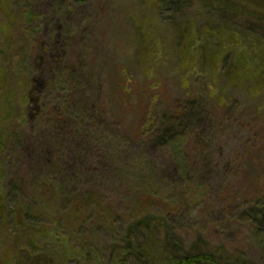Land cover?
I'll use <instances>...</instances> for the list:
<instances>
[{"label": "trees", "instance_id": "trees-1", "mask_svg": "<svg viewBox=\"0 0 264 264\" xmlns=\"http://www.w3.org/2000/svg\"><path fill=\"white\" fill-rule=\"evenodd\" d=\"M167 1L169 0H165ZM29 2L26 6L32 11L29 10L26 15H18L9 10V7L12 4L14 8L16 4L19 10L24 9L22 0H0L4 19L0 24L9 38V43L15 44L20 36L28 40L33 33L41 34L49 44L44 51L51 62L54 53L58 54L61 49L64 50L63 46L68 49L66 56H69L75 40L79 39L76 30L81 29L79 26L83 23L90 25L88 15L93 6L92 1ZM152 3L147 5L153 10L155 6ZM171 3L176 4L175 0H171ZM206 3L211 11L220 15H236L234 17L238 18L239 15L248 14L252 20L264 26V0H209ZM234 9L246 12H240L238 15ZM82 12L87 16L83 15L78 19ZM33 20L36 22L35 26L28 32ZM189 25L186 23L185 27L179 30L175 49L176 55H180L179 60L182 61L177 62L180 69L177 79H172V82L176 81L175 90L179 95L167 93L171 96L172 105L165 110L157 108L156 102L165 84L152 79L153 76L149 74L155 63L162 62L161 59L165 55L155 44L157 37L149 31L144 32L143 29L137 32L151 35L149 47L140 62V66L145 70L143 86L136 98V106L141 108L136 143L126 140L115 131L118 129L105 127L96 107L101 83L97 79L96 71L89 67L91 72L82 79L81 74L73 70L75 66L71 60L66 62L65 67L64 63L59 61L60 68L52 71L61 74L59 80L53 83L46 80L50 74L48 72L41 84H38V81L35 83L38 84L37 87L42 86L38 93H26L27 106L31 102L36 106L35 110L44 112L50 109L54 114L51 126L43 121L40 125L41 122L33 117L29 122V133L26 135L30 141L25 138L21 143L22 151L26 153L24 160L28 163V171L36 175L40 186L45 184L46 189L47 185L53 187L50 189L51 193L44 192L46 199L51 201L45 208L54 212L56 206L63 208L62 205L68 204L64 209L74 222V230L78 231L79 224L90 226L91 232L87 234L90 238L85 240L87 242L97 241L99 238L96 230H92L93 226L95 229L97 226L109 230L106 234L113 238L109 242H102L101 248L90 243L86 250L80 251L76 250V247L69 249L57 240L53 247L49 246L46 242L50 236L48 229L34 227L27 222L32 212L39 213V201L32 199L8 211L4 176L0 171V220H7L6 226L12 225V230L17 227L25 247V254L21 255L37 258L30 264H68L70 254L74 255L69 260H73V264H253L249 260H243L241 253L231 252L227 245L231 238L227 233L231 228H237V220L247 224L245 230L260 246L264 264V192L253 197L245 207L229 205L223 197L220 202L209 183L218 181L216 177H212L215 163L210 154H215L216 147L207 152L199 150L194 154L184 141L183 146L190 152L174 153L173 144L177 135L181 137L179 132L185 135L182 140H194L197 144L207 141L208 145L213 142L215 132L212 131V126H224L232 121L230 115L233 104L229 103L226 88L217 84L220 75L218 70L224 55L231 54L226 71L228 84L241 87L243 78L248 79L253 83L249 86L250 89L257 92L255 85L264 86V50H261V53L256 52L258 56L261 55L258 64L251 63L252 60L249 61L243 54H239L238 48L235 47L238 43L233 39L226 51L198 55L199 32L188 28ZM55 32L61 33L59 41H64L66 45L54 46L55 35L52 34ZM246 35L254 38L256 33L249 32ZM89 37H84L83 46ZM199 58H202L204 63L201 68L208 66L209 71H206L211 73L210 80L200 87L206 89L204 94L195 89L197 80L201 81L205 77L201 75ZM69 74H74L75 78ZM118 78L119 90L115 92V97L129 95L132 92V81L125 68L119 69ZM50 92L53 97L49 98ZM41 94V98H37ZM201 99H204V105ZM211 101L219 111L225 112L220 117L221 120L219 117L218 120L215 118L213 125L212 114H209L208 110V102ZM90 106H95L97 113ZM141 143L149 145V152L134 153L133 150L140 147ZM1 152L0 147V154ZM95 156L98 160H94ZM89 160L91 162H88ZM92 161L100 165V172L88 171L92 177L88 186L100 180L103 187H93L91 191L83 193L80 191L82 176L71 170L81 171V168H88ZM1 165L0 163V167ZM169 176L184 179V182L172 183L169 186ZM35 191L41 193L37 185ZM109 197H114V200ZM56 198H60L58 205L52 203ZM199 212L202 216L198 215ZM196 215L198 220H194ZM114 224L117 227H114ZM183 226H196L194 240L190 244L178 238ZM0 232L4 233L2 230ZM39 243L43 245L40 246ZM44 251L46 255L43 254Z\"/></svg>", "mask_w": 264, "mask_h": 264}, {"label": "rangeland", "instance_id": "rangeland-1", "mask_svg": "<svg viewBox=\"0 0 264 264\" xmlns=\"http://www.w3.org/2000/svg\"><path fill=\"white\" fill-rule=\"evenodd\" d=\"M29 1L33 0H22L24 9L19 10V6L16 4L13 8L11 4L9 10L18 15H26L30 10L26 6L27 2L30 3ZM91 1L93 6L89 9L88 15L90 25L83 23L79 26L81 29L76 30L79 39L75 40L73 48L69 51V56H66L68 49L63 46L66 45L65 42L59 41L61 33L52 34L55 35L54 46H63L64 48V50H59L60 53H54L53 62L45 54V47L49 44L44 35H35L32 32L33 36L28 40H24L20 36L15 44H10L9 38L0 24V147L2 150L0 171L4 176L3 184L7 192L8 211L10 208H12L10 210H14L18 205L28 203L32 199L39 201L41 209H37L39 213L32 212L28 217V224L48 229L50 236L46 242L49 246L53 247L57 240L59 244L69 249L76 247V250L79 251L86 250L90 243L101 248L102 242H109L113 238L107 236L106 232L109 230L97 226L95 229L93 226L92 230H96V235H99V238L97 241L87 242L85 240L90 238L87 235L88 232H91L90 226L79 224L78 231H75L74 222L71 221L69 213L64 209L68 204L62 205L63 208L56 206L54 212L45 208L48 203H51L50 199H46L45 193H51L50 189L53 187L47 185L49 189H46L45 184L40 186V183L36 181V175L28 171V163L24 160L26 153L22 151L21 143L25 138L30 141L26 135L29 133V122L33 117L41 122L40 125H42V121L50 124L54 114L50 109L44 112L35 110L36 106L31 102L27 106L26 93H38L42 86L37 87V85L41 84L48 72L50 74L47 75L46 80H50L52 83L59 80L61 74L52 72L60 68L59 61L64 63L65 67L66 62L71 60L75 66L73 70L79 72L82 79L83 77L85 79L91 72L89 68L95 70L98 74L97 79L101 83L96 107L105 127L118 129L115 131L126 140L136 143L139 132L138 118L141 112V108L136 106V98L143 86L145 70L140 66V62L149 47L151 34L155 38L157 37L155 44L159 49H162L165 55L161 59L162 62H156L155 66L150 69L152 73H149L153 76L152 79L160 80L165 84L164 87L162 86V93L158 94L156 100L157 108L164 110L172 105L171 96L168 94L177 93L179 95V92L175 90L176 81L174 83L172 79H177V74L180 72L178 63H182V61L179 60L180 55H176L175 49L180 35L179 30L185 27L186 23L191 25L187 26L188 28L199 32L198 55H209L213 51H226L232 39L238 43L235 47L238 48L239 54H243L249 61L252 60L251 63L260 61L261 55L258 56L256 52L260 51L261 53V50H264V26L261 23L252 20L248 14L239 15L240 12H246L244 10H233L240 16L238 18L234 17L236 15L226 17L213 12L207 7L206 2L209 0H175L176 4L171 3V0L167 2L165 0ZM149 2H153L155 9L152 10L148 6ZM83 15L86 14L82 12L78 19ZM2 21L4 19L0 10V23ZM86 21L87 19H85ZM35 23L34 20L31 22L32 25L28 27V32L34 28ZM74 27L77 26L74 25ZM139 29H143L144 32L149 31L151 34L137 33ZM249 32L256 33L254 38L246 35ZM20 35L22 34L20 33ZM9 36L11 35L9 34ZM88 36H90L89 40L83 46L84 37ZM230 60L231 54L224 55L223 63L220 64L218 70L220 75H218L217 84L226 88L229 103L233 104L230 115L233 122H227L224 126H212L215 118L218 120L217 117H219L221 120L220 117L225 112L219 111L214 102H208L209 114H212V125L208 122L207 124L212 126L211 129L215 132L213 142L208 145L207 141L197 144L194 140H182L185 135L183 132H179L181 137L177 135L176 142L173 144L174 153L177 151L190 152L183 146L184 141L187 142V148H190L194 154L199 150L207 152V150L216 147L215 154H210L215 163L212 177H216L218 181L216 183L209 182L212 185L210 188L214 189L220 202L223 197L224 200L227 199L229 205L245 207L253 197L264 192V86L255 85L257 92L254 89L251 90L249 86L253 83H250L248 79L244 80V78L241 87L229 85L226 71ZM198 61H200L199 68L202 70L201 75L205 77L201 81L196 79L195 89L198 93L204 94L206 89L200 87L210 80L211 73L208 72V66L204 69L201 68L204 64L202 58H199ZM121 68H125L131 78L130 89L132 92L127 96L121 95L120 98H116L115 92L119 90L118 74ZM69 75L75 78L74 74ZM36 81L38 84H35ZM41 96L42 94L37 98H41ZM48 97H53V94L50 92ZM201 101L204 105V99ZM90 107L97 113L95 106ZM215 109L218 111L214 112ZM40 128L41 126H39V130ZM33 143L35 144V142ZM148 146V144L141 143L140 147L134 149L133 152L148 151ZM94 160H98L96 156ZM100 164L102 165V162ZM87 167L81 168V171L70 169L73 173L82 176L80 191L83 193L91 191L93 187H103L100 180L88 186L89 179L92 178L88 171L99 173L100 165L92 161ZM169 179L167 180L170 182L169 186L172 183L184 182V179L170 176ZM36 185L38 189H41V193L35 191ZM109 198L114 200V197ZM117 200L119 201V196ZM59 202L60 198L52 201L54 205H58ZM198 215L202 216L200 212ZM194 220H198L197 215L194 216ZM2 221L0 220V230L4 233L0 232V264H10V260L12 264H30L37 260L34 257L21 255L25 254V247L19 230L17 227L12 230V225L7 224L6 226L7 220ZM237 221L235 224L237 228H231L227 233V236L231 237L227 242L229 249L233 253H241L243 260H249L253 264H263L260 246L245 230L247 224L241 220ZM114 227L117 225L114 224ZM185 227H181L178 238L180 240L182 238L184 242L186 240L190 244L194 240L196 226ZM214 244L217 243L214 242ZM39 245L42 246L43 243H39ZM43 254L46 255V252L44 251ZM73 257V254L68 256V264H73V260L69 261Z\"/></svg>", "mask_w": 264, "mask_h": 264}]
</instances>
